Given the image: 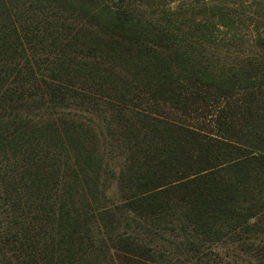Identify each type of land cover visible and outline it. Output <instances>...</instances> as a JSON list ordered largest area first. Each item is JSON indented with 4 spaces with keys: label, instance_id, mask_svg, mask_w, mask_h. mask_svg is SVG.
<instances>
[{
    "label": "trees",
    "instance_id": "16d2710c",
    "mask_svg": "<svg viewBox=\"0 0 264 264\" xmlns=\"http://www.w3.org/2000/svg\"><path fill=\"white\" fill-rule=\"evenodd\" d=\"M0 264H264V0H0Z\"/></svg>",
    "mask_w": 264,
    "mask_h": 264
}]
</instances>
